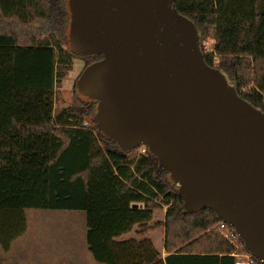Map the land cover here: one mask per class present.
Listing matches in <instances>:
<instances>
[{"label":"trees","instance_id":"obj_1","mask_svg":"<svg viewBox=\"0 0 264 264\" xmlns=\"http://www.w3.org/2000/svg\"><path fill=\"white\" fill-rule=\"evenodd\" d=\"M202 42L208 65L264 112V0H173ZM67 0H0V249L27 230L26 209L85 211L87 243L103 264H235L238 248L213 209L188 211L171 172L146 149L134 153L99 129L98 101L56 109L57 86L83 56L65 47ZM102 54L88 55L87 65ZM218 58V62H216ZM86 65V66H87ZM168 206L163 221L156 210ZM153 221V222H152ZM137 237L120 239L134 228ZM163 227V257L149 233Z\"/></svg>","mask_w":264,"mask_h":264},{"label":"water","instance_id":"obj_2","mask_svg":"<svg viewBox=\"0 0 264 264\" xmlns=\"http://www.w3.org/2000/svg\"><path fill=\"white\" fill-rule=\"evenodd\" d=\"M101 1L123 9L130 19L140 14L144 27L138 37L134 31L122 33L96 2L83 21L76 18L75 27L71 18V50L103 55L84 68L76 83L81 94L98 101L93 122L124 150L146 145L171 176L179 177L174 181L185 208L186 196L205 203L188 211L215 210L264 260V112L228 86L219 68L207 64L199 39L181 35L180 18L186 26L196 25L173 0L145 1L156 19L171 23L168 33L181 44L175 59L165 39L145 42L150 29L138 3Z\"/></svg>","mask_w":264,"mask_h":264},{"label":"rangeland","instance_id":"obj_3","mask_svg":"<svg viewBox=\"0 0 264 264\" xmlns=\"http://www.w3.org/2000/svg\"><path fill=\"white\" fill-rule=\"evenodd\" d=\"M115 1V0H112ZM129 7L132 6L133 3H138L143 9L144 16L149 24V32L144 36V40L148 45L159 44V39H165L167 43L170 44V50L168 52L170 59L177 58L179 53L180 42H175L171 38L170 33H168V29L171 24L170 22L164 24L160 22V20L156 19L153 16L152 11L146 5L147 2L145 0H125ZM96 2L104 13L107 12L109 18L114 21L118 26L122 33L124 31L128 32H137L136 36L140 34V31L144 27V22L140 14H137L134 18L130 19L126 16L123 9L114 8L104 3L101 0H67V4L70 10L71 18L74 17V27L76 25V18L78 19L77 23L83 21L85 17L84 13L94 12L93 4ZM83 14L81 15V11ZM73 15V16H72ZM178 17L182 16L177 14ZM184 19H187L186 17ZM179 24L185 25V28H181V35L188 36L190 39L200 40V50L204 55L206 51L213 47L215 42L214 36L210 34L207 36L202 42L199 30L194 26L192 22H190V26H186V21L180 18ZM72 22V23H73ZM69 35V32H68ZM180 35V40L182 36ZM177 38V37H176ZM178 39V41H180ZM79 44L82 45V42L79 41ZM65 47L70 48L69 38L67 37L65 43ZM135 47L133 48V50ZM143 57H147L144 55ZM87 65V60L83 56H76L74 59V65L71 70L68 71L66 77L61 81V83L57 86V95H56V109L59 110L61 108L67 106H73L77 104V92H76V83L81 75L82 71ZM157 66V63H153V67ZM221 71V70H220ZM223 72V71H221ZM225 78L228 82V86L233 85L229 80L227 74H225ZM90 120H86L91 124ZM146 150L145 145L140 147L133 148L129 151L138 153L144 152ZM175 178L179 179L178 176L172 174L171 180L174 181ZM175 182V181H174ZM177 188L179 185L177 184ZM182 188L180 187V190ZM205 203L203 200L193 197L186 196V209H196L203 206ZM168 206H164V208L160 210H156L153 216V221H163L165 219V214ZM27 217V230L26 232L17 238L13 244L12 248L8 251H5L3 248L0 249V264H55L54 260H58L60 257H64L67 254H71V252L62 251L64 248L68 247V240L66 237L68 235L79 234V238H82V235L86 237L87 226H86V213L85 211H75V210H53V209H26L25 211ZM152 221V222H153ZM140 227L136 226L133 232L128 235L129 237H121L123 238H132L137 237V230ZM39 234L54 236L55 238L40 241L36 236ZM154 241L156 248L159 250L162 256L165 255V247H164V239H165V231L163 227L156 229L155 231L148 234ZM243 240V239H242ZM89 258L96 264H103L96 261L89 250ZM71 262L67 261V264ZM59 264V263H58Z\"/></svg>","mask_w":264,"mask_h":264},{"label":"crops","instance_id":"obj_4","mask_svg":"<svg viewBox=\"0 0 264 264\" xmlns=\"http://www.w3.org/2000/svg\"><path fill=\"white\" fill-rule=\"evenodd\" d=\"M76 92L81 94L79 89L77 88V86H76ZM145 147H146V149H149L146 145H145ZM132 232L124 234L121 237H129L128 235H130ZM36 237H37V239L40 238L39 239L40 241H47V240L55 238L56 235H54V236L48 235L47 236L44 234H39ZM79 237H80L79 234L78 235L77 234L68 235L66 237V239H69L67 241L69 245H68V247L64 248V250H62V251L71 252V254H67L64 257H60L58 260H54L55 264H58V263L59 264H67V261L71 262L69 264H96L91 260V258H89V254H88L87 250L90 251V249H89V246L87 243V236L85 237V235L84 236L82 235L81 239ZM11 248H12V246H11ZM165 255H166V251H165Z\"/></svg>","mask_w":264,"mask_h":264},{"label":"built area","instance_id":"obj_5","mask_svg":"<svg viewBox=\"0 0 264 264\" xmlns=\"http://www.w3.org/2000/svg\"><path fill=\"white\" fill-rule=\"evenodd\" d=\"M212 48L207 50L206 52H210ZM216 62H218V58H216ZM264 103V101H263ZM86 126H89V122L85 123ZM145 151V150H144ZM218 229L223 233V235L232 243H234L238 248L240 247L242 238L236 228L227 222L224 219H221V221L218 224ZM236 256L235 264H264V260L257 257L255 254H253L251 251H245V252H237L234 253Z\"/></svg>","mask_w":264,"mask_h":264},{"label":"flooded vegetation","instance_id":"obj_6","mask_svg":"<svg viewBox=\"0 0 264 264\" xmlns=\"http://www.w3.org/2000/svg\"><path fill=\"white\" fill-rule=\"evenodd\" d=\"M85 57V56H84ZM87 59V58H86ZM85 96V95H84ZM87 97V96H86Z\"/></svg>","mask_w":264,"mask_h":264}]
</instances>
